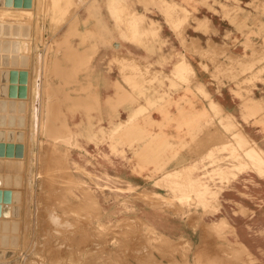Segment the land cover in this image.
Masks as SVG:
<instances>
[{
    "label": "rangeland",
    "instance_id": "374dc122",
    "mask_svg": "<svg viewBox=\"0 0 264 264\" xmlns=\"http://www.w3.org/2000/svg\"><path fill=\"white\" fill-rule=\"evenodd\" d=\"M249 1L0 0L37 14L0 13V101L26 95L11 126L0 107V264H264V0L257 16Z\"/></svg>",
    "mask_w": 264,
    "mask_h": 264
},
{
    "label": "bare ground",
    "instance_id": "6f19581e",
    "mask_svg": "<svg viewBox=\"0 0 264 264\" xmlns=\"http://www.w3.org/2000/svg\"><path fill=\"white\" fill-rule=\"evenodd\" d=\"M36 2H37V0H34V6H35ZM36 7H37V5H36ZM33 8H34V7H33ZM33 8H32V10H33ZM35 9H36V8H35ZM32 10H27V11H26V10H21V11H20V10H7V9H3V8H2V11L5 12V13L3 14L1 10H0V13L3 14L4 16H7V17H8L9 15H6V13H11V15H12L13 17L15 16L16 19H17L18 17L21 19V16L31 15V14H34L33 17L36 18V17H37V16H36L37 14H35L34 11H32ZM36 13H37V12H36ZM11 15H10L9 17H11ZM0 16H1V15H0ZM13 17H11V18H13ZM11 18H10V19H11ZM19 18H18V19H19ZM31 18H32V17H31ZM35 18H34V19H35ZM33 30H34V29H33ZM70 32H71V29H70L69 33H70ZM33 39H34V33H33L32 37H31V39H29L30 41L28 40V42H31V40H33ZM28 42H23L22 45H21V48L24 49L25 46H26L27 44H29ZM31 43H33V42H31ZM63 43H68V42L64 41ZM34 44H35V43H34ZM66 45H67V48L64 49V50H66V51L64 52L63 55H64V57H65L67 60H69V61H77V60H80V61H81V60H82V62H85V61L83 60V59H84L85 52H84L83 54H80L79 52H76V51H75L70 45H68V44H66ZM27 46H28V45H27ZM33 46H34V45H33ZM32 48H33V47H32ZM77 50H78V49H77ZM62 53H63V52H62ZM58 61H59V60H58ZM58 61H57V65H56V67L54 68V71H55L56 73H58L61 77H63L65 80H70V78L73 77V75H74L73 72L76 71V69H75L76 67L74 66V67L68 69V68H66V66H64L62 63H60V61H59V62H58ZM80 63H81V62H80ZM82 64H83V63H81L80 65H82ZM77 65H78V64H77ZM84 65H85V64H84ZM78 66H79V65H78ZM81 67H83V66H81ZM52 69H53V68H52ZM78 69H79V68H77V72H78ZM32 70H33V69H32ZM79 70H81V69H79ZM87 70H88V69H87ZM81 71H82V70H81ZM77 72H76V73H77ZM87 73H89V71H88ZM32 74H33V72H32ZM72 74H73V75H72ZM29 75H30V73H29ZM87 75H88V74H87ZM89 75H90V74H89ZM56 76H57V75H56ZM76 77H77V76H76ZM63 78H62V79H63ZM68 78H69V79H68ZM73 78H75V77H73ZM31 80H32V78H31ZM75 80H76V79H75ZM80 82H81V81H80ZM60 84H61V83H60ZM60 86H61V85H60ZM58 91H59V90H58ZM90 91H91V90H90ZM59 92H60V91H59ZM59 92H58V93H59ZM92 92H93V91H92ZM94 92L97 93V90H95ZM90 93H91V92H90ZM65 94H66V90H65ZM65 94H64V95H65ZM89 95H90V94H89ZM92 95H93V94H92ZM95 95H96V94H95ZM90 96H91V95H90ZM63 97H64V99H66L65 96H63ZM74 97H75V96H74ZM78 97H79V96H78ZM78 97H77V98H78ZM93 97H94V96H93ZM96 97H97V96H95V98H96ZM48 98L50 99L49 94H48ZM68 98H69V97H68ZM75 98H76V97H75ZM85 98H87V95H86ZM95 98H92V99H95ZM108 98H109V97H108ZM97 99H99V97H98ZM110 99H111V98H110ZM31 100H32V97H31V91H30V92H29V96H28V98H26V101H27V103H28V106H27V112H26L27 125H28L29 106H30V104H31V102H32ZM78 100H79V105H80V100H81V99L78 98L77 101H78ZM113 100H114V99H113ZM113 100H111V102H112ZM121 100H123V99H122L121 96H119V95L117 96V99H115V101H117V102H120ZM60 101H61V100H60ZM67 101H68V99H67ZM77 101H76V103H75V105H76V108H75V109H77V104H78ZM93 101H94V100H93ZM57 102H58V101H57ZM62 102H63V101H62ZM62 102H61V103H62ZM64 102H66V101H64ZM99 102H100V99H99ZM117 102H116V105H117ZM46 103H49V100H47ZM46 103H45V105H44V99H42V104L39 105V106L37 107V109H40L39 112H40V113H43V120L45 119L42 129L45 130L49 135L51 134V136H52V133H54V132H53V129L50 130V127H51L50 124L53 123V116H54V113H53V111H52V110H53V109H52V105H51V107H50V105H49L48 107H46V105H47ZM72 103H73V101H72ZM81 103H82V101H81ZM97 103H98V102H97ZM95 104H96V103H95ZM119 104H120V103H119ZM59 105H60V103H59ZM75 105H74V106H75ZM100 105H101V104H100ZM100 105H99V106H100ZM112 105H113V104H112ZM112 105H109V106L111 107ZM114 105H115V104H114ZM85 106H86V108L88 109V108L90 107V104H88V103L86 104V103H85ZM99 106H98V107H99ZM118 106H119V105H118ZM59 107H60V106H59ZM71 107H72V106H71ZM71 107H70V109H71ZM78 107H79V106H78ZM80 107H81V106H80ZM80 107H79V108H80ZM116 107H117V106H116ZM60 108H61V107H60ZM100 108H101V107H100ZM83 109H85V108L83 107ZM87 109H85V110H87ZM71 110H73V109H71ZM77 110H78V109H77ZM112 110H113V109H112ZM116 110H117V109H116ZM57 111H58V110H57ZM59 111H61V109H60ZM90 111H91V109H90ZM99 111H100V110H99ZM114 112H116V111H114ZM62 113H63V112H62ZM55 114H56V113H55ZM86 114L88 115L89 113L86 112ZM86 114H85V115H86ZM62 115L64 116V114H62ZM86 117H87V116H86ZM88 117H90V116H88ZM58 118H59V116H58ZM64 119H65V118H64ZM64 121H65V120H64ZM63 125H64V124H63ZM67 126H68V125H67ZM67 126H65V127H67ZM25 127H26V126H25ZM26 128H27V127H26ZM67 128H69V127H67ZM116 128H117V126H116ZM118 128H119V127H118ZM27 129H28V128H27ZM117 131H118V130H117ZM26 133H27V132L25 131V134H26ZM67 133H69V132H67ZM26 135H27V134H26ZM234 136L236 137L237 135L234 134ZM53 137H54V136H53ZM64 137H65V135H64ZM64 137H62V138H64ZM229 138H230V137H229ZM50 139H51V138H50ZM50 139H48V140H50ZM224 139H225V138H224ZM60 140H61V139H60ZM230 140H232V139H230ZM52 141H53V140H52ZM63 141H64V140H63ZM66 141H67V140H66ZM66 141H65V142H66ZM224 141H225V140H224ZM224 141H223V142H224ZM48 142H49V141H48ZM48 142H47V143H48ZM223 142H222V143H223ZM224 143H225V142H224ZM231 143H233V141H231ZM27 144H28V143H27ZM49 144H50V143H49ZM51 145H52V144H51ZM55 145H56V143H55ZM57 145H58V144H57ZM240 145H241V143H240ZM53 146H54V145H53ZM53 146H52L51 148H53ZM54 147H55V146H54ZM55 149H56V148H55ZM24 150H25V149H24ZM57 150H58V149H57ZM58 151H59V150H58ZM58 151H57V153H58ZM24 152H25V151H24ZM14 153H15V151H14ZM25 153H26V152H25ZM25 153H24V154H25ZM66 153H67V152H66ZM26 154H27V153H26ZM64 154H65V153H64ZM62 155H63V154H62ZM62 155H61V156H62ZM67 155H68V154H67ZM49 156H50V155H49ZM23 157H24V155H23ZM48 158H49V157H48ZM10 159H11V158H10ZM26 159H27V158H26ZM24 160H25V159H24ZM27 160H28V159H27ZM25 161H26V160H25ZM5 170H6V169H5ZM67 172H68V171H67ZM71 172H72V171H71ZM57 174H58V173H57ZM68 174H70V173H68ZM72 174H73V173H72ZM72 174H71V175H72ZM59 176H60V175H59ZM59 176H58V178H60ZM72 177H73V175H72ZM74 178H75V176H74ZM74 180L76 181V179H74ZM74 180H73V183H74ZM77 181H78V180H77ZM77 181H76V182H77ZM57 182H58V181H57ZM66 182H68V181H66ZM66 182H64V183H66ZM0 183L3 184V181L1 180V178H0ZM23 183H24V181H23ZM25 183H26V181H25ZM79 184H81V183H79ZM55 186H56V185H55ZM57 186H58V184H57ZM59 186H60V187L62 186V183H61V182H60V185H59ZM72 186H73V185H72ZM72 186H70L69 188L71 189ZM63 187L66 188L65 186H63ZM73 187H74V186H73ZM83 187H84V189H85V186H83ZM83 187H82V188H83ZM64 188H63V190L67 191V189H64ZM70 189H69V190H70ZM76 189H78V188H76ZM80 189H81V188H80ZM87 189H88V188H87ZM183 190H184V189H183ZM72 191H73V190H72ZM79 191H80V190H79ZM82 191H83V189H82ZM90 191H91V190H90ZM69 192H71V190H70ZM59 193H60V192H59ZM71 193H72V192H71ZM72 194H74V193H72ZM90 194H91V193H90ZM69 195H70V193H69ZM75 195H76V194H75ZM92 195H95V194L93 193ZM57 196H58V195H57ZM73 196H74V195H73ZM84 196H85V194H84ZM86 196H88L87 198L90 197L89 194H88V195L86 194ZM86 196H85V197H86ZM115 196H116V195H115ZM59 197H60V196H59ZM92 197H94V196H91L90 198L92 199ZM192 197H193V196H192ZM192 197H191V198H192ZM75 199H76V198H75ZM106 199H107V198H106ZM79 200H80V199H79ZM93 200H94V199H92V202H93ZM22 201H23V200H22ZM72 201H73V200H72ZM83 201H84V200H83ZM55 202H56V201H55ZM67 202H68V201H67ZM86 202H87V201H86ZM89 202H90V201H89ZM89 202H88V203H89ZM94 202H95V201H94ZM59 203H60V202H59ZM59 203H58V204H59ZM54 204H55V203H54ZM58 204H57V205H58ZM60 204H62V203H60ZM68 204H69V203H68ZM92 204H93V203H92ZM48 205H49V203H48ZM51 205H52V203H51L49 206H51ZM55 205H56V204H55ZM55 205H54V207H55ZM86 205H87V204H85V206H86ZM96 205H97V204H96ZM22 206H23V205H22ZM62 206H63V205H62ZM62 206H61V207H62ZM82 206H83V205H81V207H82ZM85 206H83V207L85 208ZM88 206H92L91 203H90V205H88ZM88 206H87V207H88ZM114 206H115V205H114ZM52 207H53V206H52ZM54 207H53V209H54ZM61 207H60L59 210H62ZM63 207L65 208V206H63ZM63 207H62V208H63ZM81 207H80V208H81ZM21 208H22V207H21ZM45 208L48 209V207H45ZM66 208H67V207H66ZM68 208H69V207H68ZM68 208H67V209H68ZM70 208H71V206H70ZM76 208H78V207H75L74 211L76 210ZM88 208H90V207H88ZM93 208H95V207L92 206L91 209H93ZM46 209H44V212H43L44 214H45L47 211H50V209H49V210H47V211L45 212ZM85 209H86V208H85ZM91 209H90V210H91ZM51 210H52V209H51ZM54 210H55L54 213H56V209H54ZM69 210H70V209H69ZM69 210H68V211H69ZM71 210H72V209H71ZM88 210H89V209H88ZM62 211H63V210H62ZM66 211H67V210H66ZM82 211H83V209L79 210V212L83 214ZM91 211H92V210H91ZM91 211H89L91 214H90V213H88V214L93 216L92 213H93V212H96V210L93 211V212H91ZM97 211H98V210H97ZM51 212H53V210H52ZM85 212H87V211L85 210ZM85 212H84V213H85ZM100 212H102V211L99 210V212H97V213L100 214ZM48 213H49V212H48ZM63 213H64V212H63ZM66 213H68V212H66ZM44 214H43V215H44ZM52 214H53V213H52ZM52 214H51V215H52ZM68 214H69V213H68ZM68 214H67V215L65 214V216L68 217ZM86 214H87V213H86ZM86 214H85V215H86ZM99 214H98V215H99ZM45 215H46V214H45ZM54 215H55V214H54ZM54 215H52V217H50V219H51V218L53 219V218L56 216V215H55V216H54ZM57 215H58V213H57ZM60 215H62V213H60ZM60 215H59V216H60ZM69 215H70V214H69ZM76 215H77V214H76ZM63 216H64V215H63ZM63 216H62V217H63ZM65 216H64V218H65ZM74 216H75V214H74ZM74 216H73V217L71 216V217L74 218ZM81 216H82V215H81ZM43 217L45 218V216H43ZM43 217H42V219H43ZM48 217H49V215L46 217V219H48ZM60 217H61V216H60ZM62 217H61V218L58 217V218H59V219H57V220H59L58 223H64V222H63L64 218H63V220L60 221V219H62ZM87 217H88V216H87ZM93 217H94V216H93ZM55 218H56V217H55ZM55 218H54V221H52V219H51L52 223L49 222L50 220L47 221V223L49 222V225H48L49 227L51 226L50 224H53V222H55V224H57L56 221H55ZM76 218H77V217H76ZM82 218H83V217H82ZM82 218H81V219H82ZM88 218H89V217H88ZM88 218H87V220H88ZM91 218H92V217H91ZM91 218H89V219L91 220ZM98 218H99V217H98ZM68 219H69V218H68ZM78 219H79V218H78ZM81 219H80V220H81ZM93 219H94V218H93ZM99 219H100V218H99ZM66 220H67V219H66ZM66 220H65V221H66ZM76 220H77V219H76ZM85 220H86V217H85ZM90 220H88L89 223L92 222V221H90ZM42 221H44V220H42ZM67 221H68V220H67ZM67 221H66V222H67ZM97 221H98V220H97ZM119 221H120V220H119ZM66 222H65V223H66ZM79 222L82 223V221H79ZM105 222H106V221H105ZM120 222H122V221H120ZM43 223H44V222H43ZM67 223H71V227H72V223H73V221H71V222H67ZM74 223L76 224L77 222L75 221ZM89 223H88V224H89ZM93 223H94V222H93ZM75 224H74V225H75ZM77 224H78V223H77ZM77 224H76V226H77ZM82 224L84 225V223H82ZM90 224H91V223H90ZM99 224H101V223L99 222ZM102 224H103V223H102ZM104 224L106 225V223H104ZM104 224H103V225H104ZM107 224H110V223H107ZM46 225H47V224H46ZM65 225H67V224H65ZM79 225H80V224H79ZM113 225H115V224H113ZM119 225H120V224H119ZM44 226H45V225H44ZM53 226H54V224H53ZM53 226H52V228L50 227L52 230H54V229H53ZM58 226H60V225L58 224L57 227L54 226V227L56 228L55 230H58V232L60 231L61 233L64 232L63 230H59V228H61V227L58 228ZM61 226H62V224H61ZM76 226H75V229H77ZM80 226H81V225H80ZM80 226H78V227H80ZM84 226H85V225H84ZM94 226H95V224H94ZM115 226H117V224H116ZM115 226H114V227H115ZM67 227H68V226H66V228H67ZM73 227H74V226H73ZM103 227H104V226H103ZM117 227H118V226H117ZM64 228H65V227H64ZM68 228H69V227H68ZM68 228H67V230H69ZM81 228H82V230L79 228V229L81 230V232H80L79 229H78V230H79V233H81V235H83V234H82L83 226H82ZM87 228H88V226L86 227V229H87ZM92 228H94L93 225H92ZM98 228H99V227H98ZM41 229H42V228H41ZM45 229H46V231H47V230H48V227H46V228L44 227V230L42 231V232H44V233H42L43 236H44V234H46V233H45ZM51 229H50V232L55 233L54 231H51ZM61 229H62V228H61ZM84 229H85V228H84ZM72 230H73V229H72ZM78 230H77V232H76V230H75L74 232L78 233ZM91 230H92V229H91ZM100 230L103 231V229H100ZM100 230H98L99 233H100ZM106 230H107V229H106ZM65 231H66V230H65ZM87 231H88V230H87ZM93 231H94L93 233L96 234V233H95L96 230L93 229ZM47 232H48V231H47ZM50 232H49V234H50ZM66 232H70V231H66ZM66 232H64V235H65ZM83 232H84V231H83ZM103 232H104V231H103ZM103 232H101V233H103ZM113 232H116V230L113 231ZM19 233H20V232H19ZM56 233H57V232H56ZM85 233H86V235H83V236L85 237V236L88 235L87 238H88L89 236L92 235V234L89 235L90 232H89V234H88V232H85ZM97 233H98V232H97ZM99 233H98V234H99ZM101 233H100V234H101ZM42 234H41V235H42ZM47 234H48V233H47ZM51 234H52V233H51ZM70 234H71V233H70ZM70 234H69V235H70ZM106 234H110V232L107 231ZM112 234H113V233H112ZM16 235H17V234H16ZM52 235H53V234H52ZM52 235H50L51 238H52ZM60 235H61V234H60ZM104 235H105V234H104ZM115 235H117V234H115ZM17 236H18V235H17ZM50 236L47 235V238H48V237L50 238ZM70 236L72 237V235H70ZM70 236H69V237H70ZM76 236H77V235H76ZM96 236H97V235H96ZM98 236L100 237V235H98ZM98 236H97V237H98ZM154 236H155V235H154ZM45 237H46V236H45ZM59 237H60V239H62L61 236H59ZM66 237H68V233L66 234ZM69 237H68V238H64V237H63V238H64V240H65V239H69ZM91 237L94 238V235L91 236ZM19 238H20V237H19ZM49 238H48V240H49ZM72 238L75 239L76 237H72ZM72 238H71V239H72ZM81 238H82V236H81ZM112 238H114V237H112ZM156 238H157V237H156ZM54 239H55V238H54ZM54 239H53V240H54ZM79 239H80V238H78V240H79ZM94 239H96V238H94ZM94 239L92 240L91 238H89V240H92V241H94ZM98 239H99V238H98ZM100 239H102V238H100ZM100 239H99V240H100ZM108 239H109V237H108ZM117 239H118V237H116V240H117ZM78 240H77V241H78ZM81 240H82V239H81ZM83 240H85V239H83ZM110 240H111V239H110ZM118 240L120 241V243H117V244H116L117 246H118V244H122V243H121V240H120V239H118ZM155 240H156V239H155ZM59 241H60V240H59ZM65 241L68 243L69 240H65ZM65 241H64V243H65ZM70 241H72V240H70ZM70 241H69V242H70ZM73 241H74V240H73ZM73 241H72V242H73ZM77 241H76V242H77ZM92 241H90V242L92 243ZM95 241H96V240H95ZM95 241H94V242H95ZM106 241H109V240L106 239ZM113 241H114V240H113ZM119 241H117V242H119ZM49 242H51V241L49 240ZM53 242H54V241H53ZM57 242H58V240H57ZM76 242H74V243H76ZM78 242H79V241H78ZM87 242H88V241H87ZM98 242H99V241H98ZM109 242H110V241H109ZM61 243H62V242H61ZM80 243H81V242H80ZM80 243H79V244H80ZM83 243H84V242H82L81 244H82V245H85V244H86V241H85V244H83ZM91 243H89V244H91ZM95 243H96V242H95ZM101 243H102V242H101ZM101 243H100V244H101ZM105 243H106V242H105ZM54 244H56V240H55V243H54ZM54 244H53V245H54ZM68 244H69V243H68ZM77 244H78V243H77ZM77 244H76V246H77ZM114 244H115V243H114ZM50 245H51V244H50ZM62 245H63V244H61V245L59 244L58 247H57V245H55V246H56V248H60ZM64 245H65V244H64ZM66 245H67V244H66ZM72 245H73V244H72ZM98 245H99V243H98ZM105 245H106V244H105ZM59 246H60V247H59ZM85 246H86V245H85ZM85 246H84V247H85ZM87 246H88V245H87ZM120 246H121V245H120ZM12 247H13V246H12ZM52 247L54 248V246H52ZM71 247H73V246H70V248H71ZM78 247H79V248H78ZM78 247H77V248H78V251H79V250H80V245H78ZM84 247H83V249H84ZM96 247H97V246H96ZM96 247H95V248H96ZM98 247H99V246H98ZM100 247H101V246H100ZM102 247H104L103 244H102ZM102 247H101V248H102ZM63 248H64V247H62V249H63ZM67 248H69V246H67ZM95 248H94V249H95ZM104 248H105V247H104ZM107 248H109V247H107ZM112 248H113V247H112ZM12 249H13V248H12ZM71 249H73V248H71ZM94 249L91 247V250H90V251H92V250H94ZM117 249H118V248H117ZM10 250H11V249H10ZM55 250H57V249H55ZM60 250H61V248H60ZM60 250H59V253H62V252L64 253V251L60 252ZM64 250H66V249H64ZM67 250H68V249H67ZM67 250H66V252H67V254H68V253L70 252V250H69V252H68ZM81 250H82V247H81ZM81 250H80V253L82 252ZM96 250H97V248H96ZM105 250H106V249H105ZM107 250H108V249H107ZM109 250H111V249L109 248ZM57 251H58V250H57ZM74 251H75V250L73 249L72 252H74ZM83 251H84V250H83ZM90 251H89V252H90ZM98 251H100V250H98ZM101 251H102V249H101ZM103 251H104V249H103ZM112 251H113V250H112ZM116 251H117V250H116ZM76 252H77V250H76ZM92 252H93V251H92ZM92 252H91V253H92ZM94 252H96V251L94 250ZM109 252H110V251H109ZM111 253H112V252H111ZM14 254H15V253H14ZM70 254H73V253H70ZM81 254H82V253H81ZM81 254H80V255H81ZM96 254H97V253H96ZM98 254H100V253L98 252ZM63 255H65V254H63ZM85 255H86V254H85ZM102 255H103V254H102ZM67 256H68V255H67ZM72 256H73V258H74V256H75V252H74V255H72ZM72 256H71V257H72ZM76 256H77V254H76ZM86 256H88V255H86ZM95 256H96V255H95ZM64 257H65V256H64ZM69 257H70V255H69ZM71 257H70V258H71ZM78 257H79V254H78ZM89 257H90V255H89ZM106 257H107V256H106ZM106 257H105V259H106ZM75 258H77V257H75ZM75 258H74L73 260H72V259H71V260L75 262V260H76ZM86 258H88V257H85V259H86ZM102 258H104V257H102ZM80 259H81V258H80ZM80 259H79V261H80ZM88 259H89V258H88ZM90 259L93 260V257H90ZM95 259L97 260V258H95ZM99 259H100V258H99ZM99 259H98V260H99ZM105 259H104V264H105L106 262H108V261L105 262ZM67 260L70 261L69 258H68ZM77 260H78V258H77ZM82 260H83V259H82ZM92 260H90V262H91ZM96 260H94V261L97 262ZM102 260H103V259H102ZM5 261H6V260H5ZM68 261H67V262H68ZM72 261H70V263L73 264L74 262H72ZM81 262H82V261H81ZM90 262H89V263H90ZM95 262H94V263H95ZM97 263H98V262H97ZM99 263L101 264V261H99ZM114 263H115V262H114ZM187 263H188V261H187ZM195 263H196V262H195ZM3 264H4V263H3ZM18 264H19V263H18ZM22 264H32V263H29V262H26V261H25V262L22 263ZM74 264H75V263H74ZM76 264H78V263L76 262ZM80 264H82V263H80ZM83 264H84V263H83ZM87 264H88V261H87ZM91 264H92V263H91ZM102 264H103V262H102ZM188 264H189V263H188Z\"/></svg>",
    "mask_w": 264,
    "mask_h": 264
},
{
    "label": "water",
    "instance_id": "95a60500",
    "mask_svg": "<svg viewBox=\"0 0 264 264\" xmlns=\"http://www.w3.org/2000/svg\"><path fill=\"white\" fill-rule=\"evenodd\" d=\"M21 76H22V74H21ZM23 78H24V80H26V75H25V73H23ZM14 88H16V87H14ZM17 96L19 97V98H21L22 100L21 101H19V102H16V101H0V107L1 106H4L5 108H4V110L3 111H6V107H8V108H10L11 110H10V115H9V118H8V121H9V126H11V125H13V124H15V120H16V117L14 116V115H12V112L14 111V110H17L19 113H24L25 111H26V109H25V107H26V102L25 101H23V99H24V97H26V95H25V90H23V89H20L19 90V93H18V91L16 90V89H13V92L11 93V98H17ZM22 116H20L19 117V121L22 123ZM20 127H22V126H20ZM17 149L19 150L20 149V147H17ZM10 150H8L7 151V153L8 154H10ZM1 153V152H0ZM12 154V153H11ZM19 155H20V153H19ZM0 178H1V180L3 181V179H2V177L0 176ZM5 181H6V186H8V180H6L5 179ZM2 184L0 183V186H1Z\"/></svg>",
    "mask_w": 264,
    "mask_h": 264
},
{
    "label": "crops",
    "instance_id": "0c3cea01",
    "mask_svg": "<svg viewBox=\"0 0 264 264\" xmlns=\"http://www.w3.org/2000/svg\"><path fill=\"white\" fill-rule=\"evenodd\" d=\"M249 13L251 14V15H253V16H257L258 14H259V11L258 10H256V6L259 4V2H258V0H250L249 1ZM260 18L262 19V16H260ZM255 28H256V26H255ZM224 43H226V44H228V45H230L231 43H232V41H226V42H224ZM19 71H22L21 69L19 70ZM20 89H22V85H20V88H19V90ZM16 99H21V98H19L18 96H17V98ZM224 107V109L225 110H230L228 107H226V106H223Z\"/></svg>",
    "mask_w": 264,
    "mask_h": 264
}]
</instances>
